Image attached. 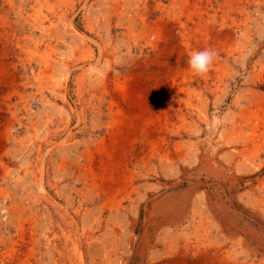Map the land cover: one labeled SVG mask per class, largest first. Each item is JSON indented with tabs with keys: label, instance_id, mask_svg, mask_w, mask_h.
I'll return each mask as SVG.
<instances>
[{
	"label": "rangeland",
	"instance_id": "374dc122",
	"mask_svg": "<svg viewBox=\"0 0 264 264\" xmlns=\"http://www.w3.org/2000/svg\"><path fill=\"white\" fill-rule=\"evenodd\" d=\"M261 99L264 0H0V264H264Z\"/></svg>",
	"mask_w": 264,
	"mask_h": 264
},
{
	"label": "clouds",
	"instance_id": "9594fccd",
	"mask_svg": "<svg viewBox=\"0 0 264 264\" xmlns=\"http://www.w3.org/2000/svg\"><path fill=\"white\" fill-rule=\"evenodd\" d=\"M216 55L215 50L209 48L194 51L189 57L188 65L193 73H206L213 64Z\"/></svg>",
	"mask_w": 264,
	"mask_h": 264
},
{
	"label": "bare ground",
	"instance_id": "6f19581e",
	"mask_svg": "<svg viewBox=\"0 0 264 264\" xmlns=\"http://www.w3.org/2000/svg\"><path fill=\"white\" fill-rule=\"evenodd\" d=\"M206 37H207V36H206ZM261 103L264 104V99H261ZM80 252H81V251H80ZM80 255H81V254H80ZM81 256H82V255H81ZM15 258H16V257H15ZM12 261H13V259H12ZM12 261H11V262H12ZM8 262H9V261H8ZM23 262H25V261H23ZM6 264H7V263H6ZM9 264H10V263H9ZM12 264H13V263H12Z\"/></svg>",
	"mask_w": 264,
	"mask_h": 264
}]
</instances>
